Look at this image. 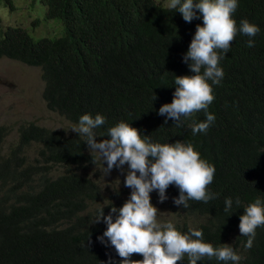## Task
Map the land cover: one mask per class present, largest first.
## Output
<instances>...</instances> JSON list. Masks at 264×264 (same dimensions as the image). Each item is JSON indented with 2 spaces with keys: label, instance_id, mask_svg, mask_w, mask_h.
Returning a JSON list of instances; mask_svg holds the SVG:
<instances>
[{
  "label": "trees",
  "instance_id": "1",
  "mask_svg": "<svg viewBox=\"0 0 264 264\" xmlns=\"http://www.w3.org/2000/svg\"><path fill=\"white\" fill-rule=\"evenodd\" d=\"M2 1L11 6L10 0ZM38 1L46 20L3 28L0 58L39 67L44 106L61 125L25 120L15 129L17 140L6 147L8 128L0 125V264H110L106 258L113 257L114 247L107 238L104 244L97 240L106 224L93 222L102 208L108 215L111 206L124 202L113 192L100 203L94 167L103 170L101 157L88 149L85 136L71 130L84 114L105 118L94 129L98 142L124 121L153 143L192 144L215 168L207 190L217 196L207 203L190 200L183 208L173 203L179 189L170 185L165 193L170 220L181 234L200 230L203 242L214 248L230 244L240 252L239 243L245 245L248 237L240 235L239 217L257 198L264 204V0H237L236 37L227 53L217 50L223 56V79L207 81L214 96L207 112L215 120L196 134L191 128L206 120L203 110L182 118L180 127L171 119L165 124V116L157 113L172 102L175 76L193 74L183 56L202 18L187 23L156 0ZM242 19L259 27L255 37L239 32ZM49 21L57 28L48 27ZM41 24L44 31L37 32ZM249 39L254 40L251 48ZM226 198L233 200L228 212ZM130 258L143 259L139 254ZM111 264H119L118 259ZM180 264H189L187 254ZM197 264L235 262L204 257ZM238 264H264V225L257 227L253 246Z\"/></svg>",
  "mask_w": 264,
  "mask_h": 264
},
{
  "label": "clouds",
  "instance_id": "2",
  "mask_svg": "<svg viewBox=\"0 0 264 264\" xmlns=\"http://www.w3.org/2000/svg\"><path fill=\"white\" fill-rule=\"evenodd\" d=\"M156 1L162 7L180 13L187 23L201 18L203 22L202 26L196 25L188 50L183 56V62L193 74L175 76L176 86L172 102L161 105L157 114L165 116V124L171 119L180 127L182 118H190L194 113L203 110L206 120L194 122L191 131L193 134L205 132L215 120V116L207 112L208 106L214 100L212 87L207 81L219 84L223 79L224 72L219 67L223 56L218 54L217 50L227 53L236 37L238 29L232 14L238 7L237 0ZM10 3L11 6L0 1L8 11L15 10L14 0H10ZM195 10H198L199 15ZM34 18L37 17L32 19ZM8 25L18 24L2 25L0 17L1 31ZM259 31V27L249 23L247 19L240 21L241 34L251 38ZM253 46L254 40L249 39L247 47ZM105 123L102 115L97 114L93 118L90 114H84L80 116L78 126L71 130L85 136L88 149L97 152L103 164L106 162L105 175L115 167L125 174L124 186L131 189L129 198L120 208L111 206L108 215L104 214L102 208L93 222L103 220L106 224V230L102 236H97V240L104 244L107 238L114 247L116 252L110 251L113 257L106 258L110 264L117 259L119 264H180L185 254L189 258V264H197V261L204 257H215L219 261L238 264L240 256L246 254L253 246L257 227L264 225V204L261 200L257 198L245 206L243 214L239 217L240 235L247 236L248 239L245 245L242 241L239 243L238 253L234 252L230 244L214 248L212 244L203 242V233L200 230L181 234L171 222L157 223L159 210L150 202V193L157 191L158 202L163 203L168 198L165 195L167 188L174 185L179 189L178 197L173 198L175 205L188 208L190 200L207 203L217 196L207 190L214 178V166L202 159L192 144L179 140L174 143H153L148 136L141 138L140 131L124 121L110 127L109 138L98 142L94 129ZM5 131L2 144L6 147L11 141H16L18 136L15 133L14 137L6 142L8 131ZM125 164L127 169L123 167ZM224 203V211L228 212L232 208L233 200L226 198ZM235 203L239 208L240 199L237 198ZM101 246L107 249V245ZM133 254H139L143 259L133 260L130 258Z\"/></svg>",
  "mask_w": 264,
  "mask_h": 264
},
{
  "label": "rangeland",
  "instance_id": "3",
  "mask_svg": "<svg viewBox=\"0 0 264 264\" xmlns=\"http://www.w3.org/2000/svg\"><path fill=\"white\" fill-rule=\"evenodd\" d=\"M14 4L16 8L13 11H8L0 4L2 25L18 24L26 27L32 25L29 22L35 16L40 17V22L46 20L42 17L44 6L38 0H33V2L31 0H14ZM52 20L58 21L62 29L61 22L58 19L52 18ZM37 24H39V21L35 25ZM47 26L52 29L57 28L52 21H49ZM36 31H44V25H39ZM29 32L33 36H38L31 31ZM41 89L42 80L38 66H27L17 60L6 57L0 58V125H5L8 128L6 142L14 137L17 125L25 120H32L49 126L61 125V120L54 116L52 111L45 108L41 97ZM67 124V122H64L63 127ZM99 165L103 166V170L99 166H95L94 170H96L97 175L99 172L98 181L102 194L100 203H103L110 193L113 192H117V199L125 202L131 193V189L124 186L125 174L114 167L108 175H105L104 167H107L106 162L103 164L102 160ZM123 167L127 169L128 166L125 164ZM167 200L169 199L167 198ZM167 200L160 203L158 202L157 191L154 190L150 193V202L159 210L157 212V223H173L170 220L173 217V212L170 211V207L166 204Z\"/></svg>",
  "mask_w": 264,
  "mask_h": 264
}]
</instances>
